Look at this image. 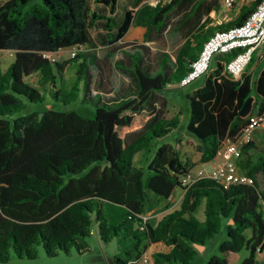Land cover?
I'll return each mask as SVG.
<instances>
[{"label": "trees", "instance_id": "1", "mask_svg": "<svg viewBox=\"0 0 264 264\" xmlns=\"http://www.w3.org/2000/svg\"><path fill=\"white\" fill-rule=\"evenodd\" d=\"M32 1L0 2V50L14 51L8 67H0V262L37 258L40 245L49 257L89 252L88 238L95 232L103 243L118 237L117 264H139L157 242L171 249L155 251L151 264H191L197 245L221 232L226 236L207 264H264V147L251 140L240 148L236 164L252 183L224 185L201 178L185 186L182 177L195 172L197 163L170 143L159 146L145 168L135 161L177 126L166 120L159 92L180 81L215 30L241 24L260 0L244 4L234 20L207 28L205 22L198 25L200 17L221 9L220 0H171L155 7L150 22L159 32L173 14L190 7V17L178 22L194 23L193 39L182 45L175 61L161 53L158 69L148 60L149 46L132 43L141 51H123L116 67L131 77L135 93L114 101L92 93V67L101 66L89 35L101 18L112 30L113 18L91 13L89 0ZM96 1L113 13L118 0ZM133 16L126 12L110 42L124 37ZM68 47L78 52L66 61L44 56ZM217 55L205 84L188 95L187 130L197 139L202 163L216 159L250 116L264 110V69L253 84L244 73L234 79L226 70L232 54ZM73 62L76 79L68 86L64 78ZM46 94L63 104L80 99L95 107L94 114L54 108L18 114L27 102H45ZM178 187L184 190L178 207L159 219L144 218L152 196L169 208ZM202 206L203 219L197 216ZM243 249L249 254L236 263Z\"/></svg>", "mask_w": 264, "mask_h": 264}, {"label": "crops", "instance_id": "2", "mask_svg": "<svg viewBox=\"0 0 264 264\" xmlns=\"http://www.w3.org/2000/svg\"><path fill=\"white\" fill-rule=\"evenodd\" d=\"M6 1L7 0H0L1 3H4ZM170 1L171 0H118L116 9L112 13L109 5L98 3L96 0H89L91 13H97L104 17L110 16L113 18V21L111 22L113 26L112 30L109 31L107 29L105 18H101L97 20L95 25L89 30L91 44L95 47V49L94 48L93 49L97 54L99 65L101 66V67H97V66L92 67L93 73L94 70H97V74L96 75L94 74V82L92 86L93 95L99 93L102 95L103 98H106L110 101L122 100L134 96L135 85L131 77L128 74L124 73L122 70L121 71L124 73V75H126V79L123 84L114 85L110 78L101 79V77H103L102 71H104V66L107 62L108 63L113 62V64L116 66V62L124 57L123 51H128V52L141 51L139 47H132V43L145 44L149 46L150 52L148 53V60H151L157 69L160 64L161 57L159 55L161 53L169 54L172 61L176 60V56L180 48L188 39H193V37H191L190 35L195 32V29L197 27L194 26V23L193 25H191L190 22L186 23V21H184L182 24L178 22L180 18L190 17V15H187V13H189L190 10L189 7L187 10L188 12L184 11L181 14L179 13L173 14L171 18V24H169L168 27L164 29L162 32H159L158 26L154 27L150 22L151 11L158 5L163 6L168 4ZM239 1L240 0H238L237 3H239ZM221 9H223V6ZM221 9L217 10L213 8L210 9L208 12H204L200 17L198 25H200L202 22H205L206 28L212 26V19H211L212 12L214 11L216 13H219ZM129 10L133 11V15H134L129 29L127 30L126 34L121 40H118L116 42H110L109 41L110 37L116 32L118 24L121 23L126 12ZM169 30L178 32L180 34H183L184 36V40L180 44L176 56L174 58L165 49L155 48V45L159 43V41H161L160 37L161 36L163 37L166 34V32H168ZM100 42H105L106 43L105 45L107 47H110L109 51L104 56H102L100 52V48H101ZM74 49L76 48L68 47L61 49L57 52H44V53H48V55L60 61H66L69 59L71 52ZM218 59H219L218 55L213 58L211 62L210 70H214L216 68ZM263 69H264V44L258 47L257 50L254 52L253 58L249 63V65L247 66V68L245 69L243 77L248 79L251 82V84H253L258 79ZM75 75H76V69H75ZM98 75H99V79L97 80ZM204 75H206V79H207L208 72ZM205 82L200 86L194 87L192 90H187V91L185 90V92H183L184 90L180 88L181 86L178 84V82H173L168 84V86L164 90L159 92L161 96V104L163 106L162 108L165 109L166 111V120L169 121L173 119L175 122H177V126L170 128V132L165 136L156 139V141H153L155 142L154 144H157L159 141H163L169 136L174 135L172 142L170 141L166 143L172 144L176 149H178L181 152L183 156L185 155L184 157H190L187 147L190 146L191 148L196 149L197 139L192 134H190L188 130L181 131L180 133H178L182 120L181 115L184 110V107L186 106V100H184V97H186L189 103L188 95L193 93L198 88L202 87L205 84ZM160 106H161L160 104H157V107ZM189 118H190V111H189ZM257 138L264 140L263 128H259L255 132L253 136V140L255 141V143ZM140 154L141 156L144 155L146 158L144 167L143 166L141 167V168H145L151 161L154 154L146 153V151L140 152L139 154H137L135 161H137V158ZM237 159L238 157H234L233 161L237 162ZM192 160L194 161V159ZM222 161H223V157L221 151V153L216 157V159L207 163H202L201 166L198 168V170L199 169L211 170L215 168L217 165H219ZM239 171L241 172L240 169ZM93 234H95V232H93ZM100 243L102 244L103 242L100 241ZM157 243L163 246L162 251L165 252L170 251L168 249L171 248L170 246H167L162 242H157ZM154 244L156 243H152L149 246V248ZM148 249L146 251V255L152 257L155 251H153L152 253H147ZM80 254H86V253H80ZM88 254H90L88 256L90 257V259L86 261L88 264H115L114 258L118 253L116 254L93 253L94 255L93 254L91 255V253Z\"/></svg>", "mask_w": 264, "mask_h": 264}, {"label": "rangeland", "instance_id": "3", "mask_svg": "<svg viewBox=\"0 0 264 264\" xmlns=\"http://www.w3.org/2000/svg\"><path fill=\"white\" fill-rule=\"evenodd\" d=\"M33 3H41L42 0H33ZM251 1L247 0H240L239 3H236L230 11L226 12L225 10L221 9L219 13L212 12L211 14V19H212V26H219L222 23H227L231 21L232 19L236 18L240 12L241 7L246 4H250ZM159 43L155 45V48H162L168 51L170 55L174 58L176 56L177 50L180 46V44L184 40L183 34H180L178 32L169 30L166 32V34L162 37H160ZM101 48L100 52L102 56H104L108 51L110 47H107L105 42H100ZM14 58V51L11 50H0V67L5 70L10 62H12ZM114 60V58H113ZM75 62L69 65L67 69V74L66 78L64 80V83L68 86H71L75 79ZM103 77L101 79L105 78H110L112 80V83L114 85L117 84H123L126 79V75L117 68L113 62L106 63L104 66V71H102ZM94 74H97V70H94ZM31 79L36 82L37 78L36 77H29V80ZM96 79V78H95ZM99 79V75L97 76V80ZM206 75H203L196 80L192 84H189L188 86H181L180 88L185 90H192L196 86H200L205 82ZM82 95V94H81ZM184 100H186V106L184 107V110L182 112V120L180 124V128L178 130V133L181 131H186L187 130V125L189 122V111H190V105L184 97ZM47 108H54L57 110H67V109H75L79 111L82 114H85L87 116H93L95 107L91 104H84L81 102L80 99L77 101H74L72 103L68 104H63L61 102H56L54 101L48 94H46V101L45 102H27V106L24 110L19 112L18 114H26L32 111H43ZM174 138V135L169 136L163 141H159L157 144H154L153 142L148 150H146V153L154 154L155 150L161 146L163 143L166 142H172ZM156 141V140H154ZM256 143L262 147H264V140L262 139H256ZM188 153L190 154V157L194 159V161L197 163V165L194 167V171L198 170V168L201 166L202 162L200 161L198 152L195 148H191L190 146L187 147ZM185 156V155H184ZM236 157V156H234ZM233 157V158H234ZM145 156L141 154L138 156L136 164L138 167H144L145 164ZM184 190L181 187H178L176 197L173 202L170 203V207L167 208V205L169 204L167 201H162L159 199L154 198L153 196L151 197V209L147 211V216L148 219H159L161 218L164 214L167 212L173 210L174 208L178 207L182 196H183ZM197 216L201 219L204 218V206H202L198 213ZM226 234L225 233H217L214 237H211L207 240L206 244L204 245H197L198 253L193 260L191 264H207L208 259L210 258L211 255L214 253L218 252V244L219 242L225 238ZM91 251L85 252L86 254H80L78 251L73 250L71 255H67L64 252H60L57 256L54 257H49L44 248L40 245L38 247V257L34 259H29V258H19L17 256H12L10 260L5 261V262H0V264H88L86 261L90 259L88 257L91 253H108V254H116L122 249V245L118 240V237L114 238L108 243H100L98 237L96 234H91L88 238ZM163 246L159 243H156L152 245L147 253H152L153 251H162ZM169 250L171 248H168ZM248 251L243 249L236 260V263H240L247 255ZM94 255V254H93ZM260 258L262 261H264V253L260 252Z\"/></svg>", "mask_w": 264, "mask_h": 264}, {"label": "built area", "instance_id": "4", "mask_svg": "<svg viewBox=\"0 0 264 264\" xmlns=\"http://www.w3.org/2000/svg\"><path fill=\"white\" fill-rule=\"evenodd\" d=\"M249 1V0H247ZM251 3L253 0H250ZM223 9L228 12L238 0H220ZM250 3V4H251ZM264 44V0L247 15L241 24L229 28L217 29L204 42L198 57L190 64L187 73L178 84L186 86L206 74L211 67L214 56L218 53H231L232 57L226 63L227 73L234 79L240 78L251 62L254 52ZM78 50L74 49L71 56L75 57ZM44 56L50 57L48 53ZM53 60L56 58L52 57ZM264 129V110L260 114L250 116L248 125L236 141H226L222 149L223 161L211 170L199 169L182 177L185 186H189L201 178H211L224 185L232 183H252V178L239 171L233 157H238L240 148L253 140L257 129ZM147 220L148 216H144ZM139 264H151L150 257L144 255Z\"/></svg>", "mask_w": 264, "mask_h": 264}, {"label": "water", "instance_id": "5", "mask_svg": "<svg viewBox=\"0 0 264 264\" xmlns=\"http://www.w3.org/2000/svg\"><path fill=\"white\" fill-rule=\"evenodd\" d=\"M114 263L117 264V263L115 262V258H114Z\"/></svg>", "mask_w": 264, "mask_h": 264}]
</instances>
